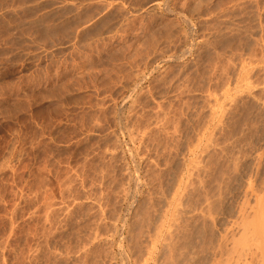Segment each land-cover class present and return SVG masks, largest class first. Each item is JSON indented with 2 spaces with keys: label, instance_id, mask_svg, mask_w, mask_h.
I'll return each mask as SVG.
<instances>
[{
  "label": "rangeland",
  "instance_id": "rangeland-1",
  "mask_svg": "<svg viewBox=\"0 0 264 264\" xmlns=\"http://www.w3.org/2000/svg\"><path fill=\"white\" fill-rule=\"evenodd\" d=\"M263 257L264 0H0V264Z\"/></svg>",
  "mask_w": 264,
  "mask_h": 264
},
{
  "label": "bare ground",
  "instance_id": "bare-ground-1",
  "mask_svg": "<svg viewBox=\"0 0 264 264\" xmlns=\"http://www.w3.org/2000/svg\"><path fill=\"white\" fill-rule=\"evenodd\" d=\"M109 3V2H108ZM171 12V11H170ZM24 20V19H23ZM59 28V27H58ZM78 31V30H77ZM224 37V36H223ZM54 59V58H53ZM53 77V76H52ZM138 85H139V83H138ZM137 86V85H136ZM4 95V94H3ZM19 95V94H18ZM128 132V131H127ZM245 243H243V245H244ZM242 245V246H243ZM245 247V246H244ZM243 249V248H242ZM254 256V255H253ZM257 256V255H256ZM264 258V257H263ZM256 261V260H255ZM263 264V263H262Z\"/></svg>",
  "mask_w": 264,
  "mask_h": 264
}]
</instances>
